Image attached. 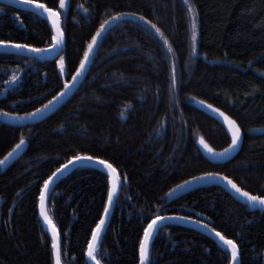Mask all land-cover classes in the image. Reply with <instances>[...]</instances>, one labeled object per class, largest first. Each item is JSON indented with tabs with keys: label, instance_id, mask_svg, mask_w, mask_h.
Here are the masks:
<instances>
[{
	"label": "trees",
	"instance_id": "obj_1",
	"mask_svg": "<svg viewBox=\"0 0 264 264\" xmlns=\"http://www.w3.org/2000/svg\"><path fill=\"white\" fill-rule=\"evenodd\" d=\"M41 2L61 11L63 51L53 61L0 52V109L17 113L15 118L47 104L72 79L92 35L115 13L143 15L164 37L136 16L112 21L77 89L49 117L19 128L0 115V159L21 136L27 142L25 153L0 172V264H53L51 238L38 212L40 188L77 152L107 159L120 178L98 244L101 264H138L148 220L174 214L203 220L234 239L239 264H264L262 212L218 187L166 204L169 189L201 172L223 173L264 195V132H257L264 128V0H189L196 13V51L193 13L184 0H66L63 10L59 0ZM0 39L44 47L51 29L32 12L0 4ZM173 71L177 87H171ZM202 103L236 120L243 133L239 154L223 165L200 153V139L217 151L229 144ZM108 187L106 174L88 167L53 186L47 215L61 241V264H88V240L103 215ZM150 264H230V255L207 235L170 224L154 235Z\"/></svg>",
	"mask_w": 264,
	"mask_h": 264
},
{
	"label": "snow or ice",
	"instance_id": "obj_2",
	"mask_svg": "<svg viewBox=\"0 0 264 264\" xmlns=\"http://www.w3.org/2000/svg\"><path fill=\"white\" fill-rule=\"evenodd\" d=\"M15 2H19L24 5L33 6L34 10L41 13L46 14L47 19L51 22V43L46 44L44 47H35L30 43H19L15 42L12 39H0V47L3 49L10 50H27L29 53H44L49 52L50 54L54 53L59 55L56 52L57 49L63 51L62 45L64 44V31L61 27V11H59L56 7H49L46 3L41 2V0H15ZM185 4L188 5V11L193 13L192 21H191V38L193 47L192 50L196 51V13L194 12V6L189 3V0H184ZM68 5L66 4V0H59L58 8L60 10L66 9ZM136 16L137 19L146 22V24L150 25L152 29L155 30L160 37H164V33L161 31L160 27L157 26L156 23H153L152 20H149L147 17L140 15L138 13H121L117 12L114 15L110 16L107 20L103 21L96 29L95 34L92 35L91 40L88 42L87 47L85 48L83 58L80 60L79 66L76 68L75 73L72 74V80L65 81L63 87L52 97L47 104L41 105L40 108L33 109L32 112L24 113L22 116H19L20 119H28L34 118L35 116L40 115L42 110H47L59 99H62L63 96L67 95L70 86L74 84V82L79 79L80 75L83 73L85 65L89 59V55L93 50L94 46L97 43L98 37L101 33L106 29L112 21H117L122 19L125 16ZM164 44H168L166 38H164ZM169 50H171V46L169 45ZM64 56L60 57V61L58 63L63 68ZM11 80H16V76L11 77ZM178 80L173 71V75L171 77V87H177ZM171 91V88L169 89ZM208 108H212L211 104L207 105ZM215 111L219 113L222 117H224V121L228 125V131L231 133V142L227 145L226 148H222L219 152H216L215 149L211 148L207 143L204 142L203 139L200 140V143L203 145L205 149L209 152L213 153L216 156H223L229 153L234 146H236L241 140V128L238 125L237 121L232 119L230 116H227L224 112H222L219 108H216ZM0 115L5 117H17L18 114L15 112H6L3 109H0ZM123 115V112L121 113ZM159 131V129H157ZM25 144V139L21 136L19 143L13 146V149L3 158L0 159V165H4L7 163L12 156ZM92 161L94 163H99L102 168L105 169V174L109 179L110 186L107 188V201L104 204V214L100 216L99 220L96 222L95 227L91 229V239L88 240L86 254L87 256L94 261V264H101V260L98 259V238L102 237V230L106 224V216L110 210V206L114 203L117 198V188L114 183H111L114 174L116 173V168L112 163H109L107 159H103L98 155H89L88 153H79L77 152L74 156H71L65 163L60 164L58 168L51 175L47 177L43 181V186L40 188V199H41V215L44 217V220L47 224L51 225V257L53 260V264H61V241L56 231V227L52 224V220L48 217L47 213L44 211V198L45 194L48 192L50 182L57 176L62 170H66L67 167H71L73 163L80 164L81 162ZM212 177H218L227 182L228 185L232 189H234L237 193H239L242 197H245L247 201L253 206H260L264 208V195H254L249 191H246L239 184H237L233 179L228 176L223 175L220 172H201L198 176H190L187 180H183L180 184L176 185V190L184 187L186 188L190 183H195L197 181L206 180ZM173 189H169V192H172ZM176 218L175 214L173 216H159L155 215L151 219L148 220L147 226L143 229V236L139 240V262L138 264H150V239L157 233L158 229L162 227L159 223L165 219H173ZM187 220H194L193 217H182ZM198 222L205 227H209L210 230L219 238L220 241L223 242L227 250H230L231 259L230 264H234V262L238 259V246L234 239H229L227 236L217 231L216 228L211 227L210 225H206L203 220L195 221Z\"/></svg>",
	"mask_w": 264,
	"mask_h": 264
},
{
	"label": "water",
	"instance_id": "obj_3",
	"mask_svg": "<svg viewBox=\"0 0 264 264\" xmlns=\"http://www.w3.org/2000/svg\"><path fill=\"white\" fill-rule=\"evenodd\" d=\"M0 4L32 12V13L44 18L47 21V23H48V25H49V27L51 29V22L47 19L46 14H41V13L35 11L33 6L24 5V4H21L19 2H15V0H0ZM63 46H64V44L62 45V48H63ZM0 52L22 54V55H26V56L35 58V59L40 60V61H53V60H56L60 56L62 51L60 49H57L56 52L59 53V55H57V54H54V53L50 54L49 52L29 53V52H27V50H19L18 51L16 49H10V50L6 51L2 47H0ZM88 63H89V59H88L86 65H85L83 73L80 75L79 79H77L74 82V84L70 86V89L68 90L67 95L63 96L62 99L58 98V100L56 102H53V104H52V106L50 108H48L47 110H42L40 115L35 116L34 118H28V119H20V118H15V117H8V118H5V121L9 125L14 126V127H19V128L20 127L29 126V125H32V124H35V123L42 122L44 119L49 117L55 110H57L62 105V103H64L70 97V95L77 89L78 85L80 84V82H81V80H82V78H83V76L85 74V71H86V68L88 66ZM200 109L205 114H207L209 117H211L213 120L218 122L224 128V131H225L226 135L228 136L229 143H230L231 142V133L228 131V125L224 121V117H222L219 113H217L215 111V109H216L215 107H212L211 109L208 108L207 104H204V103L200 104ZM200 140L198 141V146H199V150H200V153H201L202 157L205 160H207V162H209L210 164L223 165V164L228 163L231 160H233L239 154V152H240V150L242 148V144H243V133L241 131V140L239 141V143L236 146H234L233 149L229 153H227L226 155H223V156H216L213 153L209 152L207 149H205L203 147V145L200 143ZM26 150H27V142L25 141V144L15 153L14 156L11 157V159H9L7 161L6 164L0 165V172L1 173L5 172L14 162H16L25 153ZM216 152H219V151L216 150ZM81 167L93 168V169H96V170H99V171H102L103 173H105V169L102 168V166L99 163H94L92 161L81 162L80 164L73 163L71 167H67L66 170H62L50 182L48 192L45 194V198H44L43 204H44V211L46 213H47V199H48V196H49L53 186L59 180H61L66 175L71 173L74 169L81 168ZM111 183L115 184V186L117 188V197H118L119 191H120V178H119L117 172L114 174ZM108 185L110 186L109 179H108ZM210 187H218V188L222 189L224 192H226L227 194H229L236 202H238L241 205L246 206L249 210H251V211H260V212H262L264 214V208H262V207H260L258 205L253 207L247 201V199L245 197H242L239 193H237L234 189H232L230 187V185L227 184L226 181H224L223 179L218 178V177H212V178H209V179H206V180H201V181H197L195 183H190L186 188L182 187L179 190H176V188H173V191L172 192H168L167 195H166V204H169V203H171V202H173V201H175V200H177V199L185 196L186 194H188V193H190L192 191H195L197 189H205V188H210ZM40 205H41V199L39 197V204H38L39 217H40V220H41L45 230L48 232V234H49V236L51 238V225L47 224L46 221L44 220V217L41 215V206ZM113 205H114V203L110 206V210L107 213L106 224H105L104 229L102 230V234H103L105 228L107 227V225L109 223ZM103 214H104V212H103ZM195 221L196 220H187V219H183L181 217H176V218H173V219L162 220L159 223L162 226L170 225V224L184 226V227H188V228L194 229V230H196L198 232H201V233L207 235L208 237H210L212 240H214L217 243V245L219 247H221L223 250L227 251L229 253L230 259H231L230 250L226 249V247L223 244V242L219 240V238L210 230V228L205 227L204 225H202V224H200L198 222H195ZM100 238H98V244H99ZM152 240H153V238L150 239V244H151ZM238 253H239V251H238ZM86 260H87L88 264H94V261H92L87 256V254H86ZM263 262H264V254H263ZM234 264H239V257H238L237 261L234 262Z\"/></svg>",
	"mask_w": 264,
	"mask_h": 264
},
{
	"label": "rangeland",
	"instance_id": "obj_4",
	"mask_svg": "<svg viewBox=\"0 0 264 264\" xmlns=\"http://www.w3.org/2000/svg\"><path fill=\"white\" fill-rule=\"evenodd\" d=\"M257 132H264V128L259 129Z\"/></svg>",
	"mask_w": 264,
	"mask_h": 264
}]
</instances>
